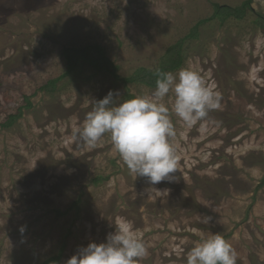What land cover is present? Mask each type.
<instances>
[{"label":"rangeland","instance_id":"374dc122","mask_svg":"<svg viewBox=\"0 0 264 264\" xmlns=\"http://www.w3.org/2000/svg\"><path fill=\"white\" fill-rule=\"evenodd\" d=\"M245 1L0 0V122L20 111L0 127V264H66L121 219L142 233L137 264H186L210 231L236 264H264V28L255 22L264 0H250L241 19L210 17L214 2ZM179 40L181 64L166 72L195 69L220 106L191 127L170 111L176 179L151 185L108 134L89 147L72 132L109 90L150 96L156 86L123 78L159 67ZM93 44L116 76L81 59L68 71L63 49ZM164 102L171 108V93Z\"/></svg>","mask_w":264,"mask_h":264},{"label":"clouds","instance_id":"9594fccd","mask_svg":"<svg viewBox=\"0 0 264 264\" xmlns=\"http://www.w3.org/2000/svg\"><path fill=\"white\" fill-rule=\"evenodd\" d=\"M154 72L156 87L150 96L124 98L109 90L103 98L91 100L82 126L72 132L74 140L89 147L108 134L127 168L136 177L147 178L151 185L176 179L178 157L170 143L175 136L170 111L191 127L218 109L221 99L193 68L183 67L173 73L157 67ZM170 93L171 108L164 102ZM210 219L206 217L204 222ZM145 255L142 233L121 219L104 242H89L70 256L66 264H137ZM236 260L234 249L223 235L211 231L186 255V264H236Z\"/></svg>","mask_w":264,"mask_h":264},{"label":"trees","instance_id":"16d2710c","mask_svg":"<svg viewBox=\"0 0 264 264\" xmlns=\"http://www.w3.org/2000/svg\"><path fill=\"white\" fill-rule=\"evenodd\" d=\"M249 3L250 0H246L240 6H229L228 4H219L217 2H214L213 13L210 17H212L211 19L217 18L220 21L225 20L228 17L241 19L244 17L246 13L245 12L246 8L248 7ZM255 22L260 27L264 28V15L257 14ZM196 34H197V24L190 29L188 35L196 36ZM181 43H182L181 40H179L165 50L164 54L162 55L159 61V68L162 71H172L180 66L182 61V57L180 54ZM63 54L68 63V71L73 69L75 67L76 62L81 59L87 61L90 65H93V67L97 70L106 69L114 76H116L115 74L116 66L106 55L103 48L98 44L86 45L80 48L67 47L63 49ZM156 79L157 77L155 75L154 70H148L144 68H139L134 72L132 76L123 78V80L127 82L136 81L148 86H156L155 84ZM57 80L58 78L50 79L47 82V85H43L42 88H44L45 90L54 89ZM19 114L20 111H18V114L9 115L5 121L0 122V127L9 126L13 122V120L17 118ZM99 178L100 176L97 177V180ZM53 259H57V257L52 256L48 260H46V262Z\"/></svg>","mask_w":264,"mask_h":264}]
</instances>
